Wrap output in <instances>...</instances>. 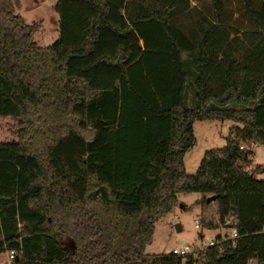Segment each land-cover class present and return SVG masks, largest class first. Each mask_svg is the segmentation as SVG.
Wrapping results in <instances>:
<instances>
[{"label":"trees","instance_id":"obj_1","mask_svg":"<svg viewBox=\"0 0 264 264\" xmlns=\"http://www.w3.org/2000/svg\"><path fill=\"white\" fill-rule=\"evenodd\" d=\"M192 1L58 0L59 38L40 47L19 0H0V120L16 127L0 140V260L264 264V167L247 148L264 147V0ZM206 121L236 126L188 175ZM188 194L201 230L238 238L146 255Z\"/></svg>","mask_w":264,"mask_h":264},{"label":"rangeland","instance_id":"obj_2","mask_svg":"<svg viewBox=\"0 0 264 264\" xmlns=\"http://www.w3.org/2000/svg\"><path fill=\"white\" fill-rule=\"evenodd\" d=\"M58 0H19V12L24 17L28 25H38L40 30L35 36V40L40 47H49L59 38L58 15L54 7ZM187 106L193 108L192 94H187ZM232 122L206 121L194 124L195 145L184 157V165L188 175H195L205 157V154L212 150L226 147V138L229 131L235 127ZM16 129L12 121L0 120V140L8 141L12 139L11 133ZM247 147V146H246ZM254 155L251 158V171L256 167H264V147L251 145ZM257 180H264V173L256 175ZM179 206L174 212L162 219L154 232L153 240L145 250L146 255L156 256L170 254L172 250L199 244L200 235L205 241H210L219 235L228 236L229 231H205L197 228V222L201 214V208L196 204L200 199V194H188L179 196ZM181 227V232L177 231ZM0 264H10L8 254L1 257Z\"/></svg>","mask_w":264,"mask_h":264},{"label":"built area","instance_id":"obj_3","mask_svg":"<svg viewBox=\"0 0 264 264\" xmlns=\"http://www.w3.org/2000/svg\"><path fill=\"white\" fill-rule=\"evenodd\" d=\"M197 228L201 230V226L199 221L197 222ZM230 235L228 236H223L220 235L223 239L225 240H235L238 238V233L235 229H231L229 230ZM216 245H218L216 238L208 241H205L204 237L201 238V241L199 244H194L192 246H185L183 248H179V249H174L172 250L171 254H173L174 256L177 257H182V258H186V257H191V256H197L200 253L204 252L206 249L215 247ZM9 256V263L10 264H14V260L16 257V253L15 252H10L8 253Z\"/></svg>","mask_w":264,"mask_h":264},{"label":"crops","instance_id":"obj_4","mask_svg":"<svg viewBox=\"0 0 264 264\" xmlns=\"http://www.w3.org/2000/svg\"><path fill=\"white\" fill-rule=\"evenodd\" d=\"M200 3H201V0H198V1H192V2H191V7H192V8L200 7Z\"/></svg>","mask_w":264,"mask_h":264},{"label":"water","instance_id":"obj_5","mask_svg":"<svg viewBox=\"0 0 264 264\" xmlns=\"http://www.w3.org/2000/svg\"><path fill=\"white\" fill-rule=\"evenodd\" d=\"M208 202H210V201H208ZM177 231L181 232V227H177Z\"/></svg>","mask_w":264,"mask_h":264}]
</instances>
